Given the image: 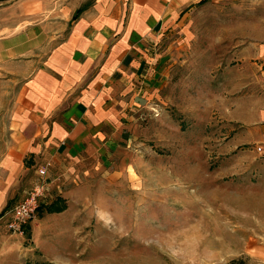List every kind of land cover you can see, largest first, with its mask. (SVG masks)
<instances>
[{
  "label": "rangeland",
  "instance_id": "obj_1",
  "mask_svg": "<svg viewBox=\"0 0 264 264\" xmlns=\"http://www.w3.org/2000/svg\"><path fill=\"white\" fill-rule=\"evenodd\" d=\"M262 39L264 0H202L166 28L152 51L154 103L129 127L123 155L69 201L73 229L51 217L34 238L42 208L13 234L8 212L24 194L5 208L0 232L20 241L4 247L0 233V264H264V143L247 142L228 116L255 80L244 49ZM10 88L0 84V153Z\"/></svg>",
  "mask_w": 264,
  "mask_h": 264
},
{
  "label": "crops",
  "instance_id": "obj_2",
  "mask_svg": "<svg viewBox=\"0 0 264 264\" xmlns=\"http://www.w3.org/2000/svg\"><path fill=\"white\" fill-rule=\"evenodd\" d=\"M200 1H0V84L13 93L0 153V220L12 200L44 179L48 203L66 205L34 223V238L51 217L68 216L73 229L69 201L108 171L111 156L123 155L129 127L154 103L156 40ZM243 55L254 65V88L244 85L228 116L251 134L247 142L264 143V39ZM2 221L0 231H8ZM0 233L4 247L19 244Z\"/></svg>",
  "mask_w": 264,
  "mask_h": 264
},
{
  "label": "built area",
  "instance_id": "obj_3",
  "mask_svg": "<svg viewBox=\"0 0 264 264\" xmlns=\"http://www.w3.org/2000/svg\"><path fill=\"white\" fill-rule=\"evenodd\" d=\"M256 149L261 151L262 148L261 146H257ZM46 190V181L40 179L25 193L21 200L10 208L7 227L13 234H23L24 227L36 216L41 199Z\"/></svg>",
  "mask_w": 264,
  "mask_h": 264
},
{
  "label": "trees",
  "instance_id": "obj_4",
  "mask_svg": "<svg viewBox=\"0 0 264 264\" xmlns=\"http://www.w3.org/2000/svg\"><path fill=\"white\" fill-rule=\"evenodd\" d=\"M42 208L45 209L46 213H54L62 211L64 209V205H62L59 200H55L49 204H40L38 210L41 211ZM26 235L29 237L28 232L26 233Z\"/></svg>",
  "mask_w": 264,
  "mask_h": 264
}]
</instances>
